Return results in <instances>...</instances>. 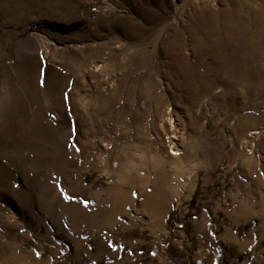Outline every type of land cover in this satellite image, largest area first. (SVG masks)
Here are the masks:
<instances>
[{"label":"rangeland","instance_id":"obj_1","mask_svg":"<svg viewBox=\"0 0 264 264\" xmlns=\"http://www.w3.org/2000/svg\"><path fill=\"white\" fill-rule=\"evenodd\" d=\"M0 264H264V0H0Z\"/></svg>","mask_w":264,"mask_h":264}]
</instances>
